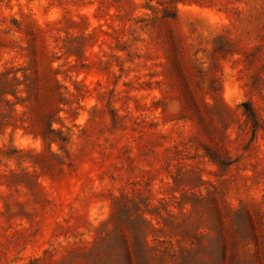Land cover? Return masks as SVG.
Listing matches in <instances>:
<instances>
[{
  "label": "rangeland",
  "instance_id": "obj_1",
  "mask_svg": "<svg viewBox=\"0 0 264 264\" xmlns=\"http://www.w3.org/2000/svg\"><path fill=\"white\" fill-rule=\"evenodd\" d=\"M0 264H264V0H0Z\"/></svg>",
  "mask_w": 264,
  "mask_h": 264
}]
</instances>
